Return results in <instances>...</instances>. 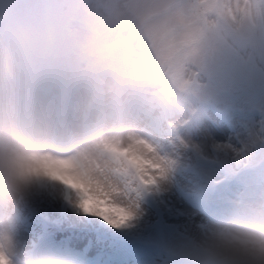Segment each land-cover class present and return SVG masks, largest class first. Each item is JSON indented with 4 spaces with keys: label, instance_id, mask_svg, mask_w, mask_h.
Listing matches in <instances>:
<instances>
[{
    "label": "clouds",
    "instance_id": "1",
    "mask_svg": "<svg viewBox=\"0 0 264 264\" xmlns=\"http://www.w3.org/2000/svg\"><path fill=\"white\" fill-rule=\"evenodd\" d=\"M262 130L264 0H0V264H83L21 238L41 208L131 230L178 185L165 264H264Z\"/></svg>",
    "mask_w": 264,
    "mask_h": 264
},
{
    "label": "rangeland",
    "instance_id": "2",
    "mask_svg": "<svg viewBox=\"0 0 264 264\" xmlns=\"http://www.w3.org/2000/svg\"><path fill=\"white\" fill-rule=\"evenodd\" d=\"M190 2L195 3L197 2V0H190ZM247 120L248 114L246 112L236 111L231 114L224 115L223 126L220 128L219 132L216 133V138L226 139L229 137L234 138L241 135L244 131ZM243 178L244 177H241V179ZM222 187L223 189H220L221 191L225 190L227 187H230V185H224L221 186V188ZM162 205V201L148 200L146 202V216L144 221L131 230L122 231L111 229L102 221L90 217H79V221L76 224L72 222H65L63 218H58V216H56L55 214L44 213L41 208L37 212L28 215L21 230V237L24 240H30L32 239V237H35V233L41 231L42 229L50 231L51 228V231L57 230L59 232L74 229V232L82 235L85 232L87 233V235H91V233H101L106 238H108L106 239L103 235H101V237H104V241H108V243L110 242L109 247L113 249L116 256H119L118 258L121 257L117 248L119 246L118 244H113V237H120L124 241L137 240L145 243L157 244L158 247L162 249V253L158 251L156 254L157 256H152L150 253L143 251L144 253L138 256L137 263L165 264V260L169 252V241L174 234L176 222L174 218L165 215V211ZM44 223H46V226L49 227L48 229L45 228ZM59 232L53 233L52 236L54 238H57ZM120 244L125 248L126 244ZM131 246H135V244ZM131 246H128V248Z\"/></svg>",
    "mask_w": 264,
    "mask_h": 264
},
{
    "label": "snow or ice",
    "instance_id": "3",
    "mask_svg": "<svg viewBox=\"0 0 264 264\" xmlns=\"http://www.w3.org/2000/svg\"><path fill=\"white\" fill-rule=\"evenodd\" d=\"M41 87H47L49 85H40ZM224 123V115H217L215 120L209 124L210 130L216 136V133L219 132L220 128L223 126ZM264 131V130H262ZM218 148L220 149H228L234 148L235 144L232 141V138L226 139H218ZM206 193V187L202 188L200 193H189L184 190L179 185L174 193L163 202V209L165 211V215L172 217L175 219L176 225L183 219H185V214L189 211V204L199 206L203 202V196Z\"/></svg>",
    "mask_w": 264,
    "mask_h": 264
},
{
    "label": "bare ground",
    "instance_id": "4",
    "mask_svg": "<svg viewBox=\"0 0 264 264\" xmlns=\"http://www.w3.org/2000/svg\"><path fill=\"white\" fill-rule=\"evenodd\" d=\"M42 211L44 213L47 214H55L56 216H58V218H63V220L65 222H72V223H77L79 221V217L75 216L73 214H70L69 212H67L65 209H51V208H42ZM61 220V219H60ZM78 226V225H77ZM22 238V237H21ZM23 239V238H22ZM24 240V239H23ZM110 243V242H109ZM77 246L74 242H72L69 245V252H71L73 255H75L76 257H78L80 260H82L84 258V255L81 254L78 250H76ZM97 254V253H96ZM100 261L102 264H111L110 262H107L105 260H103L102 257H100Z\"/></svg>",
    "mask_w": 264,
    "mask_h": 264
}]
</instances>
